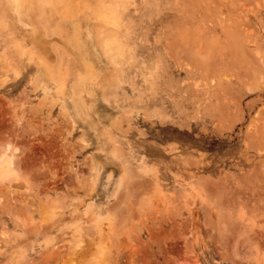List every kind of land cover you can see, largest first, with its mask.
Returning <instances> with one entry per match:
<instances>
[{
  "label": "rangeland",
  "instance_id": "rangeland-1",
  "mask_svg": "<svg viewBox=\"0 0 264 264\" xmlns=\"http://www.w3.org/2000/svg\"><path fill=\"white\" fill-rule=\"evenodd\" d=\"M37 1L0 0V264H264V0H132L113 53Z\"/></svg>",
  "mask_w": 264,
  "mask_h": 264
},
{
  "label": "bare ground",
  "instance_id": "bare-ground-1",
  "mask_svg": "<svg viewBox=\"0 0 264 264\" xmlns=\"http://www.w3.org/2000/svg\"><path fill=\"white\" fill-rule=\"evenodd\" d=\"M37 1V0H36ZM58 1V0H57ZM63 3H65V4H61V6H63V7H65L64 5H68V6H70V1H67V0H61ZM132 0H130V2H131ZM11 2H12V4H13V6H14V8H15V11L16 12H20V10L21 9H23V7L25 8L26 7V4H28V7L30 6V9H31V7L33 6L32 5V3H34L33 2V0H11ZM38 2V1H37ZM62 2H60V3H62ZM129 2V0H95V6H93V8L92 7H90L91 9H90V11H89V9L87 10V11H89V16H91V19H93V20H95V21H98V22H100V23H102V28L104 29V33H102L101 35H102V37H101V39H102V45L101 46H103V47H105L106 49H107V51H109L110 52V50H112L111 51V53H113V51L115 50V52L116 51H118L119 50V48L121 49V50H123L124 51V49H122L121 48V42H119L120 40L119 39H122V36L123 35H125V36H127L128 34L127 33H130L131 31H129L130 30V28L128 29L127 28V30L129 31H126L125 33L124 32H122L121 33V38H118V40H116V38H115V35H117L118 36V33H120L121 32V30L123 29V26L125 25V17L127 18V16H129V15H131L130 14V10L128 9V3L130 4V7H131V4H132V2L130 3ZM85 3V2H84ZM83 3V4H84ZM37 4V3H36ZM35 4V5H36ZM59 4V3H58ZM135 4V3H134ZM133 4V5H134ZM132 5V6H133ZM67 6V7H68ZM88 6V5H87ZM135 6V5H134ZM28 7H26V8H28ZM76 8V7H75ZM74 8V9H75ZM86 8V7H85ZM133 8V7H132ZM34 9V8H33ZM72 10H73V8H72ZM61 11V10H60ZM81 11H79L78 9H76V10H73V12H72V17L73 18H75V19H77V15L80 13ZM63 13H64V11H63ZM82 13V12H81ZM18 15V14H17ZM25 15V14H24ZM64 17H66V15L64 16ZM66 18H68V17H66ZM131 19H133L132 17H131ZM127 20H130V17H129V19H127ZM134 20V19H133ZM74 21V20H73ZM124 21V22H123ZM130 23V22H129ZM133 25V24H132ZM126 26V25H125ZM106 33V34H105ZM124 36V37H125ZM128 42V41H127ZM123 43H125V42H122V47H123V45H125V44H123ZM128 46V45H127ZM16 47V46H15ZM18 47V46H17ZM126 47V46H125ZM24 48V47H23ZM130 48V47H129ZM15 49V48H14ZM105 49V50H106ZM109 49V50H108ZM117 49V50H116ZM29 50V49H28ZM104 50V51H105ZM20 51V50H19ZM131 51V50H130ZM108 52V53H109ZM121 53V52H120ZM119 52H117V54L119 55L120 54ZM132 53V52H131ZM110 54V53H109ZM115 54V53H114ZM117 54H115L114 56H116V57H118V55ZM127 54V53H126ZM105 55V54H104ZM113 55V54H112ZM123 55V54H122ZM130 55V54H129ZM133 55V54H132ZM106 57V56H105ZM110 57V56H109ZM119 57H121V56H119ZM107 58V57H106ZM111 58H112V56H111ZM128 58V57H127ZM126 59V58H125ZM133 59V58H132ZM111 60V59H110ZM121 61H122V59H120ZM127 60V59H126ZM112 62V61H111ZM123 63V62H122ZM130 64V63H129ZM118 68V67H117ZM121 72V71H120ZM18 73V72H17ZM67 73V72H66ZM118 73V72H117ZM20 72H19V76H20ZM17 75V78L19 77ZM117 75V74H116ZM88 77V76H87ZM116 77V76H115ZM123 77V76H122ZM65 78H68V76H66V77H64L63 79H65ZM15 79V78H14ZM39 79V78H38ZM59 79H61V78H59ZM123 79V78H122ZM62 80V79H61ZM72 80H73V78H72ZM117 80V79H116ZM34 81V80H33ZM32 81V82H33ZM69 81V80H68ZM71 81V80H70ZM110 81V80H109ZM113 81H115V80H113ZM36 82V81H35ZM64 83H65V81H63ZM115 82H117V81H115ZM34 83V82H33ZM64 83H62V84H64ZM67 83V82H66ZM72 83V82H71ZM112 83H114V82H112ZM36 84H37V82H36ZM38 84H39V82H38ZM35 85L34 84V86L35 87H39V85ZM61 84V83H60ZM60 84L58 85V86H56V88H58L59 86H60ZM32 85V84H31ZM64 85H66V84H64ZM64 85H62V87L64 86ZM70 85V84H69ZM77 85V87H75L74 86V88H75V90L77 91V89L78 90H81L80 88H79V85L78 84H76ZM72 86H73V84H72ZM121 86V85H120ZM33 87V86H32ZM34 87V88H35ZM41 88H44V87H41ZM64 89H65V86H64ZM70 89H71V85H70ZM69 89V90H70ZM26 90V89H25ZM34 90H38V88L37 89H34ZM33 90V91H34ZM43 90V89H42ZM56 90V89H55ZM69 90H66L67 92L69 91ZM73 90V89H72ZM45 91V90H44ZM43 91V92H44ZM46 91H48V90H46ZM50 91V90H49ZM35 92V91H34ZM74 92V90L70 93V94H72ZM76 93V92H75ZM79 93H81V92H79ZM79 93H76V94H79ZM64 94H65V92H64ZM73 95H75V94H72V96ZM26 96L28 97V95H27V93H26ZM24 97V96H23ZM26 97V98H27ZM26 98L24 99V101L26 100ZM53 98V97H52ZM74 98H76V97H74ZM79 98H80V94H79ZM51 99V98H50ZM55 99V98H54ZM53 99V100H54ZM72 100H73V97L71 98ZM52 100V99H51ZM56 100V99H55ZM54 100V101H55ZM58 100V99H57ZM60 100V99H59ZM43 101V100H42ZM62 102H64V101H62ZM40 104H42L43 106H44V108H46L45 107V105L44 104H46V102L45 103H40ZM62 104V103H61ZM51 106H49V107H52L53 108V106H54V103H53V105L52 104H50ZM48 107V108H49ZM65 106L64 105H62V108H64ZM41 109H43V108H41ZM65 109V108H64ZM47 110V109H46ZM50 110H51V108H50ZM50 110H49V112H50ZM19 111V110H18ZM63 111V110H62ZM48 112V113H49ZM18 113V112H17ZM66 113H67V111H66ZM19 114V113H18ZM50 114V113H49ZM64 114V113H63ZM8 115V114H7ZM11 116H12V113H11ZM10 116V117H11ZM37 116H39V115H37ZM14 117V116H13ZM61 117H63V116H61ZM65 117V116H64ZM63 117V118H64ZM16 117H14V118H12V119H15ZM11 119V118H10ZM17 119V118H16ZM15 119V123L18 121V120H16ZM51 119V118H50ZM48 120V119H47ZM7 121V120H6ZM49 121V120H48ZM47 121V122H48ZM20 122V121H19ZM50 122V121H49ZM68 122V121H67ZM71 122V121H70ZM12 123H14V122H12ZM10 124V123H9ZM19 123H17V125H18ZM47 124V123H46ZM68 124V123H67ZM13 125V124H12ZM16 124H15V126L16 127H18ZM68 125H71V124H68ZM58 126V125H57ZM71 126H73V125H71ZM12 127V126H11ZM20 127V126H19ZM69 127V126H68ZM13 128V127H12ZM56 128V127H55ZM71 128V127H70ZM69 128V129H70ZM6 129H8V128H6ZM18 129V128H17ZM63 130V129H62ZM19 132H21L20 130H19ZM53 132H55V131H52L51 133H53ZM57 132V131H56ZM55 132V133H56ZM23 133V132H22ZM21 133V134H22ZM5 134H6V137H10L11 138V140L13 139V138H15L17 135L15 134V132L14 131H11L10 129H9V131H7V132H5ZM8 134V135H7ZM22 135H24V134H22ZM21 135V136H22ZM55 135V134H54ZM59 135V134H58ZM109 136H110V134H108ZM114 136V135H113ZM18 137V136H17ZM51 137H53L52 135H51ZM59 137V136H58ZM18 138H21V137H18ZM17 138V139H18ZM61 138H62V136H61ZM115 139V138H114ZM20 140V139H19ZM51 140H52V138H51ZM54 140V139H53ZM9 141V139L7 140V142ZM14 141V140H13ZM55 141H57V140H55ZM2 142L4 143V142H6V140L5 141H3L2 140ZM11 142V141H10ZM16 142V141H15ZM19 142V141H18ZM25 142V141H24ZM118 142V141H117ZM2 143V144H3ZM54 143H56V142H53V144ZM116 143V142H115ZM0 144H1V142H0ZM1 144V145H2ZM58 144V143H57ZM5 147V146H4ZM87 147V146H86ZM0 148L1 149H3L2 148V146H0ZM7 148V147H6ZM6 148H4V149H6ZM0 149V150H1ZM9 150H10V148H9ZM12 151V150H11ZM14 151V150H13ZM26 156V155H25ZM30 156V155H29ZM11 157L12 156H10L7 152H2V150L0 151V176H2L3 174H8V173H10V171H9V166H10V164H11ZM121 157V156H120ZM20 158H22V157H20ZM19 158V159H20ZM25 158V157H24ZM26 158H27V156H26ZM122 158V157H121ZM16 159V158H15ZM29 159V158H28ZM32 160V159H31ZM30 160V161H31ZM16 161V160H15ZM18 161H20V160H18ZM12 162H14V161H12ZM21 162H25V161H21ZM21 162H19V165H20V163ZM26 162H28L27 161V159H26ZM15 163L16 162H14V165H15ZM33 163V162H32ZM22 164V166L23 167H25L26 168V166L25 165H23V163H21ZM17 166V165H16ZM31 166V165H30ZM12 167H13V165H12ZM18 167V166H17ZM20 167V166H19ZM27 167H28V165H27ZM33 167V166H32ZM15 168V167H14ZM24 168V169H25ZM16 169V168H15ZM28 169V168H27ZM125 169H127L126 167H125ZM23 170V169H22ZM12 171V170H11ZM17 171H19V170H17ZM19 172H21V171H19ZM33 172V171H32ZM28 173H30V172H28ZM37 173V172H36ZM20 175H21V173H20ZM4 176V175H3ZM27 176V175H26ZM262 176V175H261ZM21 177V176H20ZM25 177V176H24ZM38 177H40V176H38ZM42 177V176H41ZM5 178V177H4ZM29 178H31V177H29ZM1 179H3V178H0V180ZM39 179V178H38ZM41 179V178H40ZM4 180H6V179H4ZM4 180H2V181H4ZM14 180V179H13ZM36 180H37V178H36ZM43 180V179H42ZM48 180V179H47ZM7 181V180H6ZM5 181V182H6ZM38 182V181H37ZM36 182V183H37ZM50 182V181H49ZM48 182V183H49ZM56 182V181H55ZM263 182V181H262ZM1 183V182H0ZM4 183V182H3ZM3 183H1V185H3ZM8 183V182H7ZM46 183V185H45V187L47 186V185H49V186H51L50 184H47V182H45ZM44 183V184H45ZM57 183V182H56ZM52 184V183H51ZM36 185H38V183L36 184ZM48 186V187H49ZM53 187H54V185H52ZM48 187H46V188H48ZM56 188V187H55ZM50 189H52V187L50 188ZM39 192V191H38ZM41 192V191H40ZM43 193V192H42ZM0 200H1V198H0ZM2 204V203H1ZM261 208V207H260ZM263 208V207H262ZM94 220V219H93ZM98 220V219H97ZM108 220V219H107ZM22 221V220H21ZM19 222V221H18ZM23 223H24V221H23ZM93 223V222H92ZM25 224V223H24ZM101 226H103V225H101ZM100 226V227H101ZM45 227V226H44ZM26 228V227H25ZM49 228H50V226H49ZM80 228V227H79ZM94 228V227H93ZM81 229H83L84 230V228H81ZM80 229V230H81ZM26 230V229H25ZM42 230V229H41ZM44 230V229H43ZM94 230V229H93ZM97 230V229H96ZM47 231V230H46ZM111 232V231H110ZM86 233V232H85ZM97 233V232H96ZM100 233H101V231H100ZM30 234H32V232H30ZM27 235V234H26ZM111 235V234H110ZM74 236V235H73ZM76 236V235H75ZM23 237V236H22ZM101 238H102V236H100ZM102 240V239H101ZM71 242V241H70ZM76 243L77 242H79V241H77V239H76V241H75ZM91 242V241H90ZM101 242V241H100ZM74 243V242H73ZM99 243V242H98ZM72 244V243H71ZM83 244V243H82ZM97 244V243H96ZM95 244V245H96ZM74 245H75V243H74ZM85 246V245H84ZM100 246V245H99ZM74 247H76V246H74ZM79 247V246H78ZM72 248V247H71ZM103 248V247H102ZM76 249V248H75ZM71 250V249H70ZM98 250H99V252L101 251L100 250V247H99V249H97V252H98ZM103 250V249H102ZM102 253H103V251H102ZM96 254V253H95ZM100 254H101V252H100ZM99 254V256H101ZM97 255V254H96ZM83 259V258H82Z\"/></svg>",
  "mask_w": 264,
  "mask_h": 264
}]
</instances>
